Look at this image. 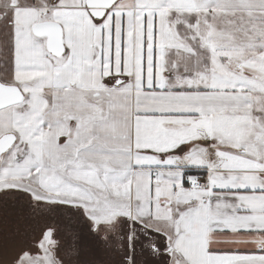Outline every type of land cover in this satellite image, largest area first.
Listing matches in <instances>:
<instances>
[{
    "label": "crops",
    "instance_id": "0c3cea01",
    "mask_svg": "<svg viewBox=\"0 0 264 264\" xmlns=\"http://www.w3.org/2000/svg\"><path fill=\"white\" fill-rule=\"evenodd\" d=\"M85 1L0 0V82L23 94L0 179L103 207L90 236L121 264H264V71L223 51L264 0H118L101 19Z\"/></svg>",
    "mask_w": 264,
    "mask_h": 264
},
{
    "label": "rangeland",
    "instance_id": "374dc122",
    "mask_svg": "<svg viewBox=\"0 0 264 264\" xmlns=\"http://www.w3.org/2000/svg\"><path fill=\"white\" fill-rule=\"evenodd\" d=\"M230 18L233 17L227 15L219 20L223 24L227 22L232 26L237 25L236 20L229 21ZM239 19H249L245 27L249 32L246 42L239 41L238 31L242 30L237 28L234 35L237 41L231 48L227 45L225 50H221L228 55L248 50V53H252V73L264 71V18L253 15L251 18ZM13 107L16 106L0 110V137L12 133L9 128L10 118L18 111V108ZM17 141L15 146L1 156L0 168L18 159L21 145ZM34 177H30L33 186ZM27 183L0 179V264H70V261L72 264H121V252L116 254L113 247L107 249L98 238L90 236L93 225L85 210L93 219L104 212L103 207L90 210L74 201H58L37 193L35 187ZM118 230L126 231L127 225L119 226ZM96 233H100L98 229ZM78 248H81L80 252L74 250Z\"/></svg>",
    "mask_w": 264,
    "mask_h": 264
},
{
    "label": "water",
    "instance_id": "95a60500",
    "mask_svg": "<svg viewBox=\"0 0 264 264\" xmlns=\"http://www.w3.org/2000/svg\"><path fill=\"white\" fill-rule=\"evenodd\" d=\"M118 0H86L85 5L94 19H101L106 10ZM33 34L37 37H46L47 51L55 57L64 53L61 27L56 23H43L33 28ZM23 94L16 85H6L0 82V110L19 104ZM16 142L14 133H6L0 137V158L9 151Z\"/></svg>",
    "mask_w": 264,
    "mask_h": 264
},
{
    "label": "built area",
    "instance_id": "2783aa9c",
    "mask_svg": "<svg viewBox=\"0 0 264 264\" xmlns=\"http://www.w3.org/2000/svg\"><path fill=\"white\" fill-rule=\"evenodd\" d=\"M187 180H188V182L190 183L191 188H199V187L202 186L201 181L198 180V179L191 180V179H189V178L187 177Z\"/></svg>",
    "mask_w": 264,
    "mask_h": 264
},
{
    "label": "trees",
    "instance_id": "16d2710c",
    "mask_svg": "<svg viewBox=\"0 0 264 264\" xmlns=\"http://www.w3.org/2000/svg\"><path fill=\"white\" fill-rule=\"evenodd\" d=\"M74 234H75V233H72V235H74ZM125 251H126V249H125ZM125 251H124V252H125ZM126 256H127L126 253H124L123 256H122V258H126Z\"/></svg>",
    "mask_w": 264,
    "mask_h": 264
}]
</instances>
